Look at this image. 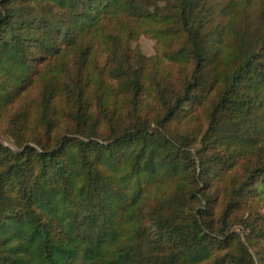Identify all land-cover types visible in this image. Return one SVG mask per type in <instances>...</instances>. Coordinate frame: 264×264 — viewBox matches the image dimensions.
Wrapping results in <instances>:
<instances>
[{
  "label": "trees",
  "instance_id": "1",
  "mask_svg": "<svg viewBox=\"0 0 264 264\" xmlns=\"http://www.w3.org/2000/svg\"><path fill=\"white\" fill-rule=\"evenodd\" d=\"M0 264H264V0H0Z\"/></svg>",
  "mask_w": 264,
  "mask_h": 264
},
{
  "label": "rangeland",
  "instance_id": "2",
  "mask_svg": "<svg viewBox=\"0 0 264 264\" xmlns=\"http://www.w3.org/2000/svg\"><path fill=\"white\" fill-rule=\"evenodd\" d=\"M138 45L140 46L142 52L145 55H151L154 52V45L155 41L151 40L149 38H146L144 36H141L140 39L138 40ZM135 46V43L132 44V47Z\"/></svg>",
  "mask_w": 264,
  "mask_h": 264
}]
</instances>
